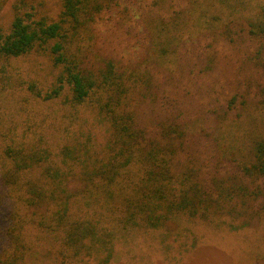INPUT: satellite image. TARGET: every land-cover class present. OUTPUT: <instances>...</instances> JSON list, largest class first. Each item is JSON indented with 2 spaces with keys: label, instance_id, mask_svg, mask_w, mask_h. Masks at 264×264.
<instances>
[{
  "label": "trees",
  "instance_id": "1",
  "mask_svg": "<svg viewBox=\"0 0 264 264\" xmlns=\"http://www.w3.org/2000/svg\"><path fill=\"white\" fill-rule=\"evenodd\" d=\"M4 2L0 0V8ZM59 3L56 17L50 18L37 12L38 0H14L10 27L8 31L0 28V58L32 51L46 54L58 69L55 84L49 91L30 84L29 91L52 99L67 88L64 96L70 105L90 102L108 124V136L98 149L75 140L56 156L33 142L10 139L4 145L0 245L6 242L0 247L7 243L4 249L9 246L10 252L2 248L0 264L21 259L18 246L27 216L39 226L61 230L65 241L74 245L92 235L94 223L85 224L70 213L71 200L84 192L118 200L124 226L158 227L177 213L204 220L226 213L241 217V225H246L264 213V125H247L243 132L248 137L235 141L231 151L224 147L228 138L224 139V128L218 125L215 133L223 140H216L217 157L202 161L188 157L180 163L185 126L161 123L150 137L136 118L138 108L154 97L150 72L145 68L120 70L111 58L96 64L89 51L94 22L118 0ZM145 27L151 63L167 70L177 66L180 44L186 37H209L206 41L213 46L209 62L213 63L217 38L233 42L245 34L255 41V64L264 77V0H186L166 17L147 19ZM258 94L264 108V79ZM220 163L231 165L234 171L206 173L208 165Z\"/></svg>",
  "mask_w": 264,
  "mask_h": 264
},
{
  "label": "rangeland",
  "instance_id": "2",
  "mask_svg": "<svg viewBox=\"0 0 264 264\" xmlns=\"http://www.w3.org/2000/svg\"><path fill=\"white\" fill-rule=\"evenodd\" d=\"M13 2L5 0L1 5L3 31L10 27ZM38 2L37 12L56 17L59 0ZM185 2L118 0L94 22L89 50L96 64L102 58H111L120 70L145 68L150 72L154 97L138 108L136 118L149 130L150 137L161 123L185 126L180 163L188 157L214 160L218 154L216 140H223L216 136L218 125L224 128L222 134L228 138L224 147L230 151L235 149V141L248 137L243 132L247 125H264L258 94L264 77L255 64V41L245 34L233 42L217 38L213 63L209 62L213 46L206 41L209 37L201 35L183 40L174 69L151 63L146 20L156 15L166 17L172 8ZM88 38H83L84 44ZM57 74L48 56L36 51L0 58V168L2 149L10 139L46 147L53 156L75 140L89 142L97 149L105 142L108 124L90 102L70 105L73 103L64 96L67 88L52 99L29 91L30 84L49 91ZM205 171L209 175L228 174L234 167L211 164ZM84 193L71 200L70 213L85 224L94 223V233L74 245L65 241L61 230L39 226L27 216L21 230V248L18 246L21 259L13 264H264L263 212L246 225H241V217L226 213L208 220L177 213L158 227L124 226L118 200ZM6 244L0 247V254ZM9 248L5 252H10Z\"/></svg>",
  "mask_w": 264,
  "mask_h": 264
}]
</instances>
